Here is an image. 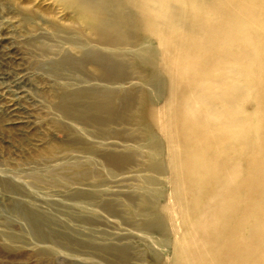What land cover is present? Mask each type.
Returning <instances> with one entry per match:
<instances>
[{
	"label": "bare ground",
	"instance_id": "obj_1",
	"mask_svg": "<svg viewBox=\"0 0 264 264\" xmlns=\"http://www.w3.org/2000/svg\"><path fill=\"white\" fill-rule=\"evenodd\" d=\"M3 1L74 77L48 118L66 141L31 171L63 190L1 173L0 247L264 264V0Z\"/></svg>",
	"mask_w": 264,
	"mask_h": 264
},
{
	"label": "rangeland",
	"instance_id": "obj_2",
	"mask_svg": "<svg viewBox=\"0 0 264 264\" xmlns=\"http://www.w3.org/2000/svg\"><path fill=\"white\" fill-rule=\"evenodd\" d=\"M3 2L0 0V175L21 177L23 181L62 191V186L57 184L46 185L33 180L35 176L31 171L51 157L57 144L66 141L63 134L54 132L48 118L54 92L61 87L62 81L74 77L70 73L73 71L49 64L52 51L43 46L56 44L47 36L31 41L25 35V29H19L21 23L15 13L9 9L2 10ZM61 19L67 23L69 17L64 15ZM13 25L23 33L15 31ZM65 169L74 170V167L69 164ZM11 198L0 188V214L3 217L9 215L7 205ZM0 264L93 263L63 256L37 257L27 250L8 252L0 247Z\"/></svg>",
	"mask_w": 264,
	"mask_h": 264
}]
</instances>
